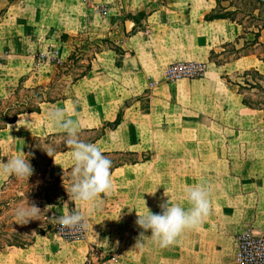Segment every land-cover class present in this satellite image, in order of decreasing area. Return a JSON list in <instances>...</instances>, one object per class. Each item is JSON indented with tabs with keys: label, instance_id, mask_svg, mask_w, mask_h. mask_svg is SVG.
Here are the masks:
<instances>
[{
	"label": "crops",
	"instance_id": "0c3cea01",
	"mask_svg": "<svg viewBox=\"0 0 264 264\" xmlns=\"http://www.w3.org/2000/svg\"><path fill=\"white\" fill-rule=\"evenodd\" d=\"M20 2L26 3L17 0L13 5L21 9ZM217 5V0H34V5L23 8L32 14H20L19 21L10 16L13 6L2 16L0 97L13 92L22 77L26 86L33 80L31 86L49 82L56 61H65L71 52L69 38L90 29L132 52L104 49L91 72L69 87L67 98L45 102L40 113L21 114L8 125L18 124L25 116L33 118L30 132L43 138L63 132L48 118L53 110L62 109L66 119L78 123L79 134L104 128L121 111L117 127H105L88 142L107 157L147 154L146 159L112 164V187L101 194L98 206L80 201H74L73 210L68 201L48 206L58 216L78 210L93 227L92 235L78 245L58 239L51 259L85 264L90 249L105 232L100 225L113 220L115 232L138 237L142 230L135 223L137 213L147 214L148 209L159 213V205L168 200L187 208L185 190L196 184L209 192L208 215L199 227L185 230L167 247L146 239V245L138 249L160 252L148 255L146 264H239V234L264 231L262 111L245 105L237 89L213 70L232 64L264 73V59L239 52L230 61L217 63L216 55L229 47H244L247 39L244 27L236 21L206 20ZM260 41L264 42V32ZM178 61H202L211 71L203 79L166 80L167 67ZM236 107L244 112L242 127L249 128L240 131L248 139L243 149H237L243 154L240 161H236L235 133H228L235 131ZM29 144L27 140L23 148L27 153ZM55 162L66 165L54 177L74 167L71 149L58 152L49 168ZM35 245L37 240L28 248H15L26 251Z\"/></svg>",
	"mask_w": 264,
	"mask_h": 264
},
{
	"label": "rangeland",
	"instance_id": "374dc122",
	"mask_svg": "<svg viewBox=\"0 0 264 264\" xmlns=\"http://www.w3.org/2000/svg\"><path fill=\"white\" fill-rule=\"evenodd\" d=\"M11 0H0V20L2 18L1 15V10L4 8L12 7L10 10V16L14 17L16 16L18 21H19V15L21 14H32V11H26L23 8L26 6L28 7L29 5H34V0H25L26 3H22L24 1L20 2V5H23L21 9L18 8L17 5H13L17 0L11 1ZM237 1V0H234ZM239 4H244V1H238ZM248 4V2H247ZM223 5H228V1H223ZM259 5V4H258ZM238 18L244 20V34L243 37L247 38L245 39V46L236 49L233 47H229L226 51H224L221 55H216L215 58L217 60V63H225L227 61H230L231 58L238 56L241 52V54L252 52L255 54H258L260 57L264 58V42H259L257 44H246V40H253L254 38V32L257 30V25L258 23H262L263 20L261 19H254L252 15L248 16L247 14H239L237 15ZM14 19H12L13 21ZM19 24V22H17ZM20 24H23L22 22ZM253 24L256 25L253 26ZM263 34V33H262ZM85 37H89L90 41L96 42V39H102L105 38L97 30L90 29L84 33ZM80 41H73L72 39L69 38V43L72 46L73 43H79ZM221 55V56H220ZM219 56V57H218ZM55 60V58H52V60ZM56 61V60H55ZM58 62V61H56ZM251 69V68H250ZM213 70L215 74L219 77H221L222 81L225 83H228L232 88L238 89L237 83H242V85L245 83V77L241 76L244 71L248 69H238L237 66H234L232 64L226 65V67H221L219 70H216L215 66L213 67ZM209 71L211 69L209 68L207 70V75L208 76ZM213 72V73H214ZM264 74V73H263ZM247 77L251 79L252 82L257 81L261 83V85L264 86V77L262 79L259 78L257 74H250ZM51 78L48 79V81ZM65 80H63L61 83L65 84L66 80L70 79V77H65ZM187 78H183L185 80ZM182 80V79H179ZM190 80V79H189ZM192 80V79H191ZM34 81V80H33ZM33 81L28 84V87H32L31 84H33ZM26 86V85H25ZM246 86V85H245ZM15 90V89H14ZM244 91V90H243ZM14 92V91H13ZM13 92L5 95L4 97L0 98H6ZM245 96L250 98V100L257 102L259 101L262 103L264 106V91H262L259 87L257 88H251L250 90H245ZM244 112H239V109L236 107L235 110V131H229L228 133H235L234 140H235V146H236V161H240L243 159V154L237 151L238 148L243 149V144L248 143V139L245 138L246 135H244L243 132H240L242 130L248 131V127H242L241 123V116ZM261 123L262 125L264 124V111L261 113ZM34 121L33 118H28L27 116L23 117L18 124L16 125H11L8 127L7 130L1 131L0 132V161H7V159H12L17 156L24 158L27 152L24 151V145L26 144L27 140H30V146L32 141L34 140V137L32 133L30 132V127L33 125ZM24 127V128H23ZM23 128V129H22ZM239 128V129H237ZM105 129L101 128L98 129L97 131H85L82 133H79V138L81 140H84L88 142L89 140L93 139L94 137L98 136L101 132H103ZM220 133L221 129H220ZM226 133V132H224ZM48 136V135H47ZM47 136H44V141L41 142L37 148L41 151L47 150L50 151L56 149H63L67 148L65 144V134L57 135L51 138H47ZM23 150V151H22ZM246 152V151H245ZM47 156L48 153H47ZM62 157H59L58 161ZM112 164L120 161H127V162H134L138 158H147V154L141 155V157L132 155L131 153L129 154H124V155H116V156H109L108 157ZM66 165V164H64ZM63 165V166H64ZM62 165L58 166V162H55V164L48 169V175L47 178L54 180V173L60 171V168L63 167ZM9 177V174H5L2 171H0V189L2 188V185L4 181H6ZM20 181V180H19ZM74 182V177H73V167L68 170L65 173V176L63 179L58 181L57 183V192L62 193L65 192L67 194V191L70 193L71 186ZM18 181H13L9 184V187L6 188V191L4 192V196L0 197V207L2 205V201L6 199L7 197L13 196L15 192H17L18 189ZM67 190V191H66ZM67 196L71 197V195ZM11 204V208L9 206L6 207V210L4 213L0 215V230L6 229V226L12 222V221H17V210L21 208H27V203H34L37 207L40 208L41 212L39 216L35 220H30L26 224H20L21 229L27 231L29 234L35 235L41 230H45L47 226H50V231L46 233V235H37L36 240H37V245L29 248V250L26 251H21L17 250L15 247H11L8 249H5L2 253H0V264H18L19 262L25 264V262L33 263V264H60L59 261H56L55 259H51V253L52 250L54 249V246H56V241L58 239H65L66 241L69 242H75L72 245H78L81 242H85L87 238L92 235L90 234L91 229H93L91 223H88L87 221V233L84 238L81 239H74L72 240L71 238H63L62 235L59 234L58 229L56 228L54 221L55 218L58 215L52 214L51 210L49 207H43L41 206V202L36 200V201H29L25 200L20 203H15ZM40 204V206H38ZM51 213H50V212ZM49 212L50 215H47ZM61 216V215H59ZM115 225H117L114 220L112 221L111 224L107 225H100L101 228L104 229V233L101 234L100 241L97 244H94V246L90 249V252L88 254V259H86L85 264H101L105 262V264H146L147 262V257L148 255L151 254V256L154 253H157L159 251H154V250H147L146 248H132L133 243L137 240V236L135 237L132 235V233L126 232V234H118L115 232ZM11 227L12 225H8ZM125 228L129 229V225H125ZM52 227V228H51ZM38 229V230H36ZM127 229V230H128ZM46 231V230H45ZM43 237H48L49 239H45ZM136 239V240H135ZM102 243H105L107 245H113L115 248H110V247H104ZM136 245V243H135ZM144 245H146V239L144 241ZM117 247V248H116ZM28 248V247H26ZM149 253V254H148ZM160 253V252H159ZM158 253V254H159Z\"/></svg>",
	"mask_w": 264,
	"mask_h": 264
},
{
	"label": "trees",
	"instance_id": "16d2710c",
	"mask_svg": "<svg viewBox=\"0 0 264 264\" xmlns=\"http://www.w3.org/2000/svg\"><path fill=\"white\" fill-rule=\"evenodd\" d=\"M12 2L15 0H11ZM10 1V2H11ZM223 1H228V5H223ZM238 1H244V4H239ZM11 2V3H12ZM218 5L211 13L206 14V20L214 19H229L241 24L244 29V20L238 18L239 14L252 15L254 19L263 20L259 25L253 24L257 28L254 32L253 40H246V44H256L260 41V37L264 32V0H217ZM248 2V4H247ZM259 4V5H258ZM8 8L1 10V15L4 16ZM72 40L80 41L79 43H73L70 54L65 61H58L56 71L49 82L38 84L36 86H25V79L22 77L17 88L12 94L6 98H0V131L7 128L8 125L15 123L19 116L24 113H40L42 111V104L45 102H55L68 97V89L71 85L77 83L82 78L86 77L92 70L93 62L97 57V54L104 49H112L120 54L132 53L119 46L116 42L109 37L96 39V42H91L89 37H85L84 33H79L72 37ZM264 59L263 57H260ZM53 61H55L53 59ZM257 74L260 79L264 77L256 68H251L243 72L241 76L245 77V82L237 83L239 86L237 92L242 95V101L245 105L252 109L264 111V106L259 101L254 102L250 98L245 96V90L259 87L264 91V86L261 83L252 82L249 77L250 74ZM70 77L66 80L65 84L61 82L65 80V77ZM246 85V86H245ZM244 90V91H243ZM122 119V112L118 113L115 121L108 122L105 127L114 128L117 127ZM65 134L64 132L48 134L47 138H51L57 135ZM44 141V138L35 136L31 143L30 149L24 158L29 159L34 172L33 175L28 178H17L13 175H9L8 179L4 181L2 188L0 189V197L4 196L6 188L13 181H18L17 192L13 196L7 197L1 203L0 215L5 212L6 207L11 208V204L20 203L25 200L40 201L41 206L48 207L49 205H58L64 201L69 202L70 210H73L75 203L72 197L67 196L65 192H57V183L64 178L65 173L57 175L54 180L47 178L48 168L52 164L55 155L60 151H65L67 148L54 149L50 151L51 156H47V150L41 151L37 146ZM20 180V181H19ZM31 204V203H28ZM40 206V204H38ZM50 212V211H49ZM48 212L47 215H50ZM51 213V212H50ZM20 222L12 221L6 226V229L0 230V252L4 251L8 247L26 248L31 246L36 241L37 235H46L50 231L48 225L45 230L37 231L35 235L29 234L27 231L21 229ZM52 228V227H51ZM38 230V229H36Z\"/></svg>",
	"mask_w": 264,
	"mask_h": 264
},
{
	"label": "clouds",
	"instance_id": "9594fccd",
	"mask_svg": "<svg viewBox=\"0 0 264 264\" xmlns=\"http://www.w3.org/2000/svg\"><path fill=\"white\" fill-rule=\"evenodd\" d=\"M52 124L65 133V144L71 149V159L74 163V182L70 193L74 201L91 203L93 207L101 202V194H107L112 187L110 169L111 160L92 143L81 140L78 135V123L65 118L62 109H55L48 114ZM48 155L51 156L49 152ZM0 171L17 178H28L34 169L27 158L15 157L0 161ZM187 208L170 204L169 200L159 205L161 211L153 213L148 209L147 214L137 212L135 221L140 231L135 247H142L145 239H150L160 247H167L176 242L185 231L196 229L203 218L209 213V192L203 184L189 186L185 190ZM41 210L34 203L27 208L17 210L18 222L26 224L35 220ZM56 222L66 231H75L87 227L85 216L78 210L66 215L57 216ZM150 232V236L146 233Z\"/></svg>",
	"mask_w": 264,
	"mask_h": 264
},
{
	"label": "built area",
	"instance_id": "2783aa9c",
	"mask_svg": "<svg viewBox=\"0 0 264 264\" xmlns=\"http://www.w3.org/2000/svg\"><path fill=\"white\" fill-rule=\"evenodd\" d=\"M207 70V64L202 61H178L167 67L166 80L203 79L207 75ZM54 224L63 238L81 239L87 233V227L69 232L62 229L56 219ZM237 260L239 264H264V231H249L239 234Z\"/></svg>",
	"mask_w": 264,
	"mask_h": 264
},
{
	"label": "water",
	"instance_id": "95a60500",
	"mask_svg": "<svg viewBox=\"0 0 264 264\" xmlns=\"http://www.w3.org/2000/svg\"><path fill=\"white\" fill-rule=\"evenodd\" d=\"M127 27L130 28V23H127Z\"/></svg>",
	"mask_w": 264,
	"mask_h": 264
}]
</instances>
